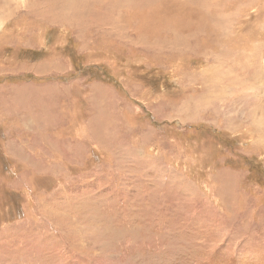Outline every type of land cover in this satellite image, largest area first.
Returning <instances> with one entry per match:
<instances>
[{"label": "rangeland", "instance_id": "rangeland-1", "mask_svg": "<svg viewBox=\"0 0 264 264\" xmlns=\"http://www.w3.org/2000/svg\"><path fill=\"white\" fill-rule=\"evenodd\" d=\"M263 114L264 0H0V264H264Z\"/></svg>", "mask_w": 264, "mask_h": 264}, {"label": "bare ground", "instance_id": "bare-ground-1", "mask_svg": "<svg viewBox=\"0 0 264 264\" xmlns=\"http://www.w3.org/2000/svg\"><path fill=\"white\" fill-rule=\"evenodd\" d=\"M11 1V0H10ZM4 4V3H3ZM11 5V4H10ZM2 6V5H1ZM11 8V7H10ZM34 8H36V9H34ZM31 9H33V10H31ZM36 10H37V6H34V7H32V8H30V11L31 12H36ZM3 18V17H2ZM182 41V42H181ZM178 42H181L184 46H185V44H184V42H183V40H182V38H179L178 39ZM173 44H175V43H173ZM187 48V47H186ZM214 69V68H213ZM218 75V74H217ZM219 76V75H218ZM220 77V76H219ZM196 106V105H195ZM192 108H194V109H196L197 107H192ZM203 110L204 109H198V110H196L195 112V115H197V114H200V112L202 111L203 112ZM212 110H215V109H212ZM213 113L211 114V115H215L214 114V111H212ZM212 116V117H213ZM257 119V118H256ZM257 121L258 122H254V123H252V126L254 125L255 126V129H257V127L260 125L261 127H262V129L264 130V114H263V116L258 120L257 119ZM230 123V122H229ZM262 135H263V133H261ZM225 184V183H224Z\"/></svg>", "mask_w": 264, "mask_h": 264}, {"label": "crops", "instance_id": "crops-1", "mask_svg": "<svg viewBox=\"0 0 264 264\" xmlns=\"http://www.w3.org/2000/svg\"><path fill=\"white\" fill-rule=\"evenodd\" d=\"M29 91H33V90H29ZM37 91V90H36ZM81 130L79 129L78 130V133L80 132ZM77 134V133H76ZM26 168H28V169H30L31 167H27V166H25Z\"/></svg>", "mask_w": 264, "mask_h": 264}]
</instances>
